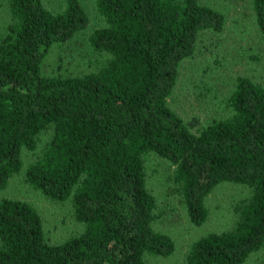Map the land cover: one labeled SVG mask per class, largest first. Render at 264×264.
<instances>
[{
  "label": "trees",
  "instance_id": "16d2710c",
  "mask_svg": "<svg viewBox=\"0 0 264 264\" xmlns=\"http://www.w3.org/2000/svg\"><path fill=\"white\" fill-rule=\"evenodd\" d=\"M4 1L0 191L22 172L44 197L69 202L82 229L49 243L31 205L1 199L0 264H145L146 256L169 257L172 239L153 227L149 154L174 167L195 227L206 222L205 200L217 185L248 190L231 227L193 242L185 264H244L264 247V85L236 78L226 114L204 125L168 106L180 65L202 32L223 31L224 13L198 0H96L102 25L88 45L99 68L64 76L45 74L43 64L53 47L88 27L80 2L66 0L51 12L43 0ZM251 12L264 41V0H251ZM23 152L33 156L25 167Z\"/></svg>",
  "mask_w": 264,
  "mask_h": 264
},
{
  "label": "rangeland",
  "instance_id": "374dc122",
  "mask_svg": "<svg viewBox=\"0 0 264 264\" xmlns=\"http://www.w3.org/2000/svg\"><path fill=\"white\" fill-rule=\"evenodd\" d=\"M51 12L61 11L66 0H43ZM86 11L89 24L70 41L53 47L47 55L43 71L47 75L79 76L95 72L98 56L88 45L90 33L102 25L96 0H78ZM219 10L226 16L222 32H202L191 58L182 62L169 108L187 121L196 117L202 125L224 116L225 100L232 91L236 78L247 77L264 85V41L252 20L251 0H198ZM8 21L7 5L0 0V34ZM104 58V57H103ZM47 135L41 137L39 149ZM24 167L33 159L23 152ZM146 187L156 200V231L168 235L174 243L173 253L166 258L145 257V264H185L193 242L200 237L229 229L236 219L235 207L248 196V190L236 184L217 185L205 200L208 209L206 222L195 227L188 219L182 204L179 186L173 180L174 167L164 159L149 154L145 158ZM20 200L39 213L45 237L49 243H61L77 235L82 229L73 218L69 202H56L30 187L23 173L11 177L1 199ZM264 247L251 254L244 264H262Z\"/></svg>",
  "mask_w": 264,
  "mask_h": 264
}]
</instances>
